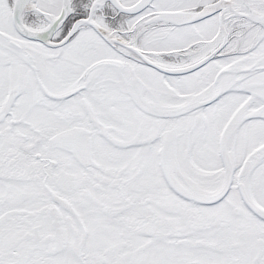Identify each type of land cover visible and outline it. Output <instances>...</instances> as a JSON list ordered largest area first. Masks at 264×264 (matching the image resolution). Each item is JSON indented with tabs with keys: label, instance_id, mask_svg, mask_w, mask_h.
Segmentation results:
<instances>
[{
	"label": "snow or ice",
	"instance_id": "obj_1",
	"mask_svg": "<svg viewBox=\"0 0 264 264\" xmlns=\"http://www.w3.org/2000/svg\"><path fill=\"white\" fill-rule=\"evenodd\" d=\"M0 264H264V0H0Z\"/></svg>",
	"mask_w": 264,
	"mask_h": 264
}]
</instances>
